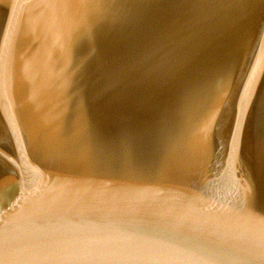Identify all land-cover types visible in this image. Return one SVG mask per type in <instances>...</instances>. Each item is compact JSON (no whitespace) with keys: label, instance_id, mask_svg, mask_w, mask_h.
<instances>
[{"label":"water","instance_id":"1","mask_svg":"<svg viewBox=\"0 0 264 264\" xmlns=\"http://www.w3.org/2000/svg\"><path fill=\"white\" fill-rule=\"evenodd\" d=\"M0 264H264V0H0Z\"/></svg>","mask_w":264,"mask_h":264}]
</instances>
